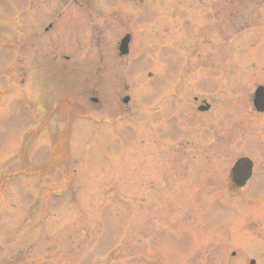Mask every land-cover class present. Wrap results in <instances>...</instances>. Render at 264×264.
Here are the masks:
<instances>
[{
  "label": "rangeland",
  "instance_id": "374dc122",
  "mask_svg": "<svg viewBox=\"0 0 264 264\" xmlns=\"http://www.w3.org/2000/svg\"><path fill=\"white\" fill-rule=\"evenodd\" d=\"M225 1L217 44L155 53L160 67L134 69L144 77L126 94L118 67L98 84L83 81L95 67L45 63L38 0H0V264H264V114L249 108L264 86V0ZM128 95L138 120L119 118ZM241 156L256 172L240 189Z\"/></svg>",
  "mask_w": 264,
  "mask_h": 264
},
{
  "label": "flooded vegetation",
  "instance_id": "af4514ba",
  "mask_svg": "<svg viewBox=\"0 0 264 264\" xmlns=\"http://www.w3.org/2000/svg\"><path fill=\"white\" fill-rule=\"evenodd\" d=\"M199 1L203 3V0ZM223 1L214 0L209 3L206 1L204 3H208L209 7L204 8L196 0H110L102 5L92 0H38V14H43V18L38 17V35L47 36L46 46L50 47L53 54L44 51L40 53L43 54L42 59L45 63L70 68L73 76L76 71L80 74L79 70H75L76 68H97L95 74L91 71L87 72L88 76L83 78L87 83L97 81L99 84L107 80L108 69L118 67L119 74L121 73L123 77L117 76V78L120 84L125 83L120 91L131 94L129 85L131 80L144 77L142 71L140 74H135L134 69L153 68L154 64L160 67V62L154 57L155 53L165 54L167 56L164 57L168 58L167 53L171 50L184 51L185 55L186 52L198 53L205 47H213V44H217L220 40L217 30L218 10L219 4ZM225 3L232 8L230 6L234 4V0H226ZM71 13L77 16H72ZM233 18L234 15L230 16V20L229 17L225 19L227 24L224 32H233L234 23L230 22ZM173 31L174 38L170 35ZM183 34H187V38L182 37ZM70 39L73 42L71 44H69ZM213 66L215 65L211 67ZM208 67L206 65V68ZM153 76L151 73L149 78ZM110 79L112 78L108 80ZM89 90L95 91V86L89 87ZM164 99L165 104L170 99L176 100L177 93H171L169 98ZM132 100V95L122 98L121 101L124 105H128V108L119 117L121 120L128 117L133 120L140 119V104L138 101L132 103ZM178 100L182 110H188L190 114H194L193 109L200 114L210 112L211 109L206 99L200 101L198 97H179ZM91 101L99 103L97 98H92ZM254 101L253 93L250 112L253 115L263 116L264 112H259L255 108ZM161 110L158 108L157 113ZM177 113H180L179 109L174 108L169 114L173 116ZM147 118L148 124L151 125L150 117ZM139 125L134 123L135 127ZM261 127L264 128V120ZM206 128L205 135L217 137L213 126ZM182 129L185 130L181 125L179 130ZM154 130L153 125L152 131ZM244 157L247 156L238 157L234 164ZM247 158L253 163L252 179L256 166L250 157Z\"/></svg>",
  "mask_w": 264,
  "mask_h": 264
},
{
  "label": "water",
  "instance_id": "95a60500",
  "mask_svg": "<svg viewBox=\"0 0 264 264\" xmlns=\"http://www.w3.org/2000/svg\"><path fill=\"white\" fill-rule=\"evenodd\" d=\"M256 97L257 105L260 110H264V88H259ZM234 181L237 186H243L251 176V163L247 159L240 160L233 169ZM251 264H255L254 261Z\"/></svg>",
  "mask_w": 264,
  "mask_h": 264
}]
</instances>
